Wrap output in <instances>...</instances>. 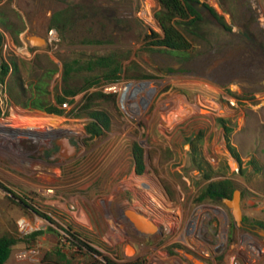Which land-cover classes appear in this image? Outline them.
I'll return each mask as SVG.
<instances>
[{
	"label": "rangeland",
	"instance_id": "374dc122",
	"mask_svg": "<svg viewBox=\"0 0 264 264\" xmlns=\"http://www.w3.org/2000/svg\"><path fill=\"white\" fill-rule=\"evenodd\" d=\"M201 2L225 25L203 10L186 33L192 52L184 57L149 49L145 36L162 35L155 0H0V57L17 62L25 85L41 67H56L51 98L64 84V61L75 54L115 51L122 58L117 81L77 93L62 115L0 101V184L39 193L33 194L37 209L53 223L40 222L26 234L23 225L36 215L0 190V235L16 240L5 264H103L106 258L120 264H264V227L248 228L255 220L264 223V0ZM57 12L58 27H51ZM17 30L20 44L13 41ZM31 35L44 37L46 45L30 46ZM98 73L82 71L67 82L79 87ZM99 91L115 97H95L82 109L84 97ZM86 110L106 112L109 128L91 137L90 118L72 115ZM24 139H36L46 150L44 173L38 172L42 163L28 160L37 153L25 149ZM63 141L69 156L59 152ZM135 145L143 153L140 174ZM225 177L241 191L240 226L223 202L196 200L208 183ZM144 179L158 202L141 188ZM44 194L59 201L51 206ZM126 210L141 213L157 230L141 233ZM69 226L89 238L92 250L78 243Z\"/></svg>",
	"mask_w": 264,
	"mask_h": 264
},
{
	"label": "trees",
	"instance_id": "16d2710c",
	"mask_svg": "<svg viewBox=\"0 0 264 264\" xmlns=\"http://www.w3.org/2000/svg\"><path fill=\"white\" fill-rule=\"evenodd\" d=\"M158 5V10L154 13V18L162 30V35L152 31L145 36V40L148 42L149 49L161 50L171 53L176 56L189 57L192 52V44L186 36L187 32H190L192 27H196L201 20L202 14L195 9V3H202V0H155ZM150 7V3H147ZM207 9L214 16V18L221 24L225 25V21L222 15L218 14L215 9L207 6ZM61 15V12L55 13L50 18L51 27H58L57 16ZM1 27V26H0ZM21 30H17L13 33V41L20 44L19 33ZM3 45V33L0 30V47ZM121 57L115 51L106 53H77L75 57L70 60H65L62 69L64 75V84L62 89L57 90L54 97L51 98V91L49 89L50 80L56 71V67L53 65H45L41 67V71L35 75L26 85L21 79L19 73V66L13 59L5 60L0 57V83L6 87V92L10 100L16 105L22 108H29L43 111L47 114L62 115L64 109L62 106L65 103L70 102L71 97L87 90L93 85L102 81H117L120 78L121 70ZM98 70V74L93 77L85 78L79 87L71 86L67 82L68 77H73L82 71ZM95 97H104L106 99L114 98V94H104L102 92H95L84 97L85 101H88L82 109H88L91 105L89 102ZM72 115H82L90 118L91 122L86 124V131L91 137L97 136L102 129H108L110 118L108 114L101 110H86L83 113H76ZM47 117V116H46ZM52 117V116H49ZM218 123L228 133L231 128L227 125L225 118H218ZM236 155V160L239 158ZM132 156L136 164V173L140 174L143 171V153L140 147L135 145L132 149ZM253 163V161H252ZM241 169L239 167V172ZM235 172V173H237ZM135 178V177H134ZM136 179V178H135ZM139 179V178H138ZM137 179V180H138ZM236 185L233 180L225 177L221 180L212 181L208 183L199 193L197 201H221L224 198H231ZM40 213V212H39ZM44 216V214L40 213ZM47 217V216H45ZM49 220L50 217H47ZM245 218L242 217V222ZM263 226L262 221H253L252 227H248L250 230L254 227ZM70 227V226H69ZM73 237L78 241L81 246H88L86 241L89 240L84 234L79 231L73 230L71 227L67 229ZM228 239L232 240V229L229 230ZM16 243L14 237L10 235H0V264H5L7 261L12 246ZM92 250L91 247L88 246ZM103 264H120L114 260L106 258Z\"/></svg>",
	"mask_w": 264,
	"mask_h": 264
},
{
	"label": "water",
	"instance_id": "95a60500",
	"mask_svg": "<svg viewBox=\"0 0 264 264\" xmlns=\"http://www.w3.org/2000/svg\"><path fill=\"white\" fill-rule=\"evenodd\" d=\"M195 9L198 12H202L203 10L207 9V6L202 3H195L194 4ZM28 42L30 46H45L46 45V39L44 37L38 36V35H31L28 37ZM47 114V113H46ZM30 142L31 145L28 146L26 143ZM22 143L25 146V149L33 150L36 148L37 140L36 139H24L22 140ZM67 143L66 141H63L61 153L65 156L70 155V150L67 149ZM222 202L231 210L232 217L235 221V223L240 226L242 224V208H241V191L239 189H235L233 192V195L231 198H224ZM125 214L128 216L129 220L132 222L134 227L140 231L141 233H154L157 230V226L151 221V220H144V216L141 213L126 210ZM259 234L264 235V229L261 228V231ZM131 249V246H127L126 252L128 254L134 253V250H128ZM202 264V262H199Z\"/></svg>",
	"mask_w": 264,
	"mask_h": 264
},
{
	"label": "flooded vegetation",
	"instance_id": "af4514ba",
	"mask_svg": "<svg viewBox=\"0 0 264 264\" xmlns=\"http://www.w3.org/2000/svg\"><path fill=\"white\" fill-rule=\"evenodd\" d=\"M7 126V125H5ZM19 129H17L18 131H22L23 133L26 134H31V129L29 128H25V127H20L18 126ZM5 129H9L11 131H16V129L12 128L10 125H8V127H5ZM1 130V129H0ZM38 142V140H37ZM28 146L31 145L30 142H27ZM28 150V149H27ZM31 152L35 151L37 154H31L30 156H28V160L32 161H39L40 163H42L43 166H41V170L38 171L39 173H44L42 171L43 168L49 169L48 168V163H49V156L46 154V150L43 147H40L39 142L36 145V148L33 150H29ZM59 152L61 153V148H59ZM62 154V153H61ZM52 162V161H51ZM52 163H55V161H53ZM29 187V186H26ZM0 190L3 191L4 194L7 195V197H9L11 200H13L14 202L24 206L26 209L30 210L33 214L37 215V216H43L39 213V210L37 209V205L38 203L36 202V197H33V194L35 195H40L39 193H35L33 192L30 188H24V190H20V191H16L15 189H11L8 188L2 184H0ZM46 190L49 191H53L52 188H42L41 191L42 192H46ZM43 194V193H42ZM44 195H48L46 198H44L46 201V203H49L51 206L55 205V202L59 201L58 199L60 198V196H57L55 194H44ZM55 197V198H54ZM71 208H74V206L70 205ZM51 219V218H50ZM51 221V220H50ZM92 229V228H90ZM132 248L128 250H134L133 246H131Z\"/></svg>",
	"mask_w": 264,
	"mask_h": 264
},
{
	"label": "built area",
	"instance_id": "2783aa9c",
	"mask_svg": "<svg viewBox=\"0 0 264 264\" xmlns=\"http://www.w3.org/2000/svg\"><path fill=\"white\" fill-rule=\"evenodd\" d=\"M49 35L51 36V38L53 39V40H55L56 38H55V31L53 30V29H51L50 31H49ZM107 81H105V83H106ZM111 82H115V81H111ZM114 83H111L110 84V89L111 88H113L114 86ZM9 97H8V94H7V92H6V89H5V86L4 85H2L1 83H0V101L1 102H3V101H6L7 99H8ZM64 105H66V103L64 104ZM228 155H229V158L231 157V158H233L232 160H234V161H236V159L234 158V156L232 155V153L229 151L228 152ZM237 162V161H236ZM238 163V162H237ZM229 165H230V163H229ZM231 167V166H230ZM236 169V170H235ZM235 169H232V171L233 172H237L238 170H239V164H238V167L237 168H235ZM28 220V224H27V226L26 225H23V228H24V232L26 233V234H30V233H32L33 231H35V230H37V229H39L40 228V222H46V223H48V224H50V225H52L53 223L47 218V217H45V216H36V217H34V218H28L27 219ZM202 264H204L203 262H202ZM205 264H208V263H205ZM224 264H231V263H229V262H226V263H224Z\"/></svg>",
	"mask_w": 264,
	"mask_h": 264
},
{
	"label": "bare ground",
	"instance_id": "6f19581e",
	"mask_svg": "<svg viewBox=\"0 0 264 264\" xmlns=\"http://www.w3.org/2000/svg\"><path fill=\"white\" fill-rule=\"evenodd\" d=\"M146 177V176H145ZM149 180V179H148ZM147 180V181H148ZM145 179L140 183L141 184V188L146 192V194L150 195L152 197V201H154L155 203L158 202V199L160 198L159 194L156 192V190L154 189H148V187H146L145 185L148 184ZM149 185V184H148ZM155 188V187H154ZM145 194V195H146ZM154 205V204H153ZM150 207V206H149ZM145 219V218H144ZM146 220V219H145Z\"/></svg>",
	"mask_w": 264,
	"mask_h": 264
},
{
	"label": "crops",
	"instance_id": "0c3cea01",
	"mask_svg": "<svg viewBox=\"0 0 264 264\" xmlns=\"http://www.w3.org/2000/svg\"><path fill=\"white\" fill-rule=\"evenodd\" d=\"M40 166H43V165H42V164H40ZM36 216H37V215H36ZM36 216H35V217H36ZM200 264H201V263H200Z\"/></svg>",
	"mask_w": 264,
	"mask_h": 264
}]
</instances>
